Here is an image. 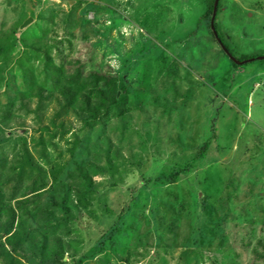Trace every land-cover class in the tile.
Segmentation results:
<instances>
[{"label": "rangeland", "instance_id": "1", "mask_svg": "<svg viewBox=\"0 0 264 264\" xmlns=\"http://www.w3.org/2000/svg\"><path fill=\"white\" fill-rule=\"evenodd\" d=\"M205 11L204 0H0V79L10 67L19 82L24 68L43 85L44 56L78 61L84 74L118 75L134 107L125 126L111 113L82 133L72 115L63 133L29 129L47 144L44 158L27 145L32 156L59 167L68 211L47 193L28 206L17 264H264V0H219L217 38ZM21 118L31 121L0 114L3 187L25 174ZM207 143L206 159L192 160ZM191 160L190 173L159 181L163 165Z\"/></svg>", "mask_w": 264, "mask_h": 264}, {"label": "trees", "instance_id": "2", "mask_svg": "<svg viewBox=\"0 0 264 264\" xmlns=\"http://www.w3.org/2000/svg\"><path fill=\"white\" fill-rule=\"evenodd\" d=\"M204 1L206 4L204 18H210L211 30L215 35L213 22L217 14L219 0ZM215 37L217 38L216 35ZM223 49L228 56H231V51L225 47ZM50 60L49 57L44 56L43 85L41 83L37 84L35 74L29 73L24 68L20 69L19 82L15 81L16 76L11 72L10 67L3 71L0 79V95L6 97L7 101L3 104V107H1L2 103L0 102V114L12 116V114L19 111L31 120L26 125V119L21 118L23 121L20 124L22 125L17 126L18 128L28 127L26 133L21 134L20 132L19 136H16L25 174L16 173L6 178V183L12 181L8 186L3 187L4 185H0V264H17L20 262L17 254L25 250L23 243H26L30 236L26 233L22 236L15 234L25 228L23 217H29V213L32 212L30 211L31 207L28 206H35L38 201H45L43 198L46 197L45 194L47 193L49 194V207H58L68 211L65 206L66 197L61 195L62 185L59 184V188L54 185L58 180L57 176L60 174L59 167L54 159L46 169L42 163L32 156L33 154L27 145L31 143L33 149L39 148L40 157L44 158L47 144L40 140L35 142L33 137L28 136L29 129L33 130L36 127L37 130L48 135H51L54 130L63 133L66 125L64 120L69 118L65 117L72 115L79 124L78 131L82 133L92 131L96 126L103 127L102 124L111 113L116 119L118 118L117 123H122L125 126L126 120L124 118L134 109L131 106L133 105L132 102H129L127 98L128 91L125 88H122L121 95H119V87L121 86L119 85L118 75H110L104 70V67L100 69L101 71L84 74L83 66L78 61H75L72 66L69 64L56 66ZM233 60L235 61V59ZM70 67L72 70L69 69ZM30 101L32 104L34 103L33 107L32 104H29ZM53 105L55 106L53 107ZM145 134L148 137L147 133ZM124 138L122 133L119 135L118 140L122 142ZM83 140L87 141L88 138L84 136ZM78 142V140L71 142L70 152L76 153L75 147ZM108 144L109 146L106 148L108 153L111 149L116 151L109 140ZM207 147L208 143L203 145L192 156V160L203 159L204 161ZM117 148L118 153H120L119 147ZM107 152L106 158H108ZM136 156L138 161L135 164H138L142 157L140 154ZM61 157L63 159L67 158L62 155ZM152 157L159 160L157 156ZM192 160L185 165H172L170 163L163 165L165 167H162L158 172L159 181H162V183L164 180L172 182L175 181L176 175L190 173L193 169ZM146 163L147 159L142 160L141 166L144 167ZM108 165L111 164L108 162ZM171 170H173L172 173L168 174ZM229 186L231 185L228 184ZM202 190L205 196L209 195L206 189L202 188ZM56 194L60 196V201L56 200ZM35 208L33 207V212ZM45 213L50 218L53 211L48 208ZM119 230V227H116L114 232ZM107 239H112L111 234H107ZM117 246L118 243H113L111 246L112 254L116 257L119 250ZM93 256L94 254H90L83 256L82 259L92 258ZM116 260L128 261L127 258ZM81 263L82 261H78V264Z\"/></svg>", "mask_w": 264, "mask_h": 264}, {"label": "water", "instance_id": "3", "mask_svg": "<svg viewBox=\"0 0 264 264\" xmlns=\"http://www.w3.org/2000/svg\"><path fill=\"white\" fill-rule=\"evenodd\" d=\"M260 59H264V57H261ZM235 63H238L237 61H235ZM239 64V63H238Z\"/></svg>", "mask_w": 264, "mask_h": 264}]
</instances>
